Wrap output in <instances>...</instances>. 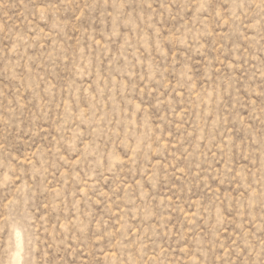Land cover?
Listing matches in <instances>:
<instances>
[{
	"label": "rangeland",
	"instance_id": "374dc122",
	"mask_svg": "<svg viewBox=\"0 0 264 264\" xmlns=\"http://www.w3.org/2000/svg\"><path fill=\"white\" fill-rule=\"evenodd\" d=\"M0 264H264V0H0Z\"/></svg>",
	"mask_w": 264,
	"mask_h": 264
}]
</instances>
